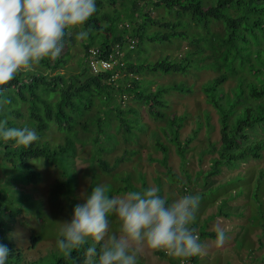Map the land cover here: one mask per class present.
<instances>
[{"label": "trees", "instance_id": "16d2710c", "mask_svg": "<svg viewBox=\"0 0 264 264\" xmlns=\"http://www.w3.org/2000/svg\"><path fill=\"white\" fill-rule=\"evenodd\" d=\"M70 1L77 3V20L82 22L91 40L83 43L85 53L81 70L65 75L58 68L64 63L61 47L70 39L72 11L65 6L58 16L54 17L53 13ZM88 1L0 0V264L115 263L120 255L117 250L111 246L105 251L101 241L76 231L60 235L54 250L24 261L9 240L8 217L26 210L43 218L41 201L35 199L31 192L15 186L17 183L27 185L39 181L40 173L34 166L36 160L53 162L61 169L65 178L60 180L57 188L58 193L66 197L72 195L75 187L73 155L76 142L85 144L91 141L93 151L90 161L95 160L104 171L111 170L107 160L101 156L113 150L117 142L115 134L105 129L110 123L108 113L116 112L120 120V124H116V131L122 124L124 132L130 130L132 124L127 123L124 112L132 113L130 120L137 121V110L134 107L121 109L111 95L112 91L131 93L136 101L148 103L149 111L155 117L164 116L163 112L155 109V105H161L160 96L166 89L147 90V86L140 83L137 76L141 71L184 73L190 67L217 71L215 77L201 84L204 98L216 110L220 125L219 144L210 142L209 148L205 150L217 153L211 158L209 175L218 174L221 165L232 168L247 158L262 156L264 138L251 137L248 129L254 133L256 126H261L264 130V0H142L136 12L131 8L123 16L132 24L129 27L125 26L126 22L118 26L122 19L118 11L114 16L100 14L101 0H91L89 11L84 10ZM137 1L130 0L132 7ZM148 3L154 8L162 7L165 13L175 18L160 21L152 17L148 9L140 13L141 8ZM135 13L141 14L140 22L135 19ZM182 15L188 19H181ZM103 18L107 19L106 25L100 23ZM212 22L217 23V30L211 29ZM149 25H158L160 28L146 33L145 28ZM188 26H200L204 32L195 30L189 35L188 41L193 49H186L183 57L164 56L154 62H132L129 59L132 50H129L124 57L123 70L137 74L136 77L124 75L110 80L113 70L93 74L86 71L85 58L89 47L97 46L104 53L112 47L113 42L124 44L130 37H138L137 42L141 39L166 42L179 37L187 38ZM37 44L43 46V50L35 54L39 67L23 69L17 65L16 62L23 61L22 49ZM230 77L235 82L225 90L222 83ZM173 86L167 89L180 88ZM93 107L94 112L88 114ZM182 121V116H169L167 127L162 129L175 144L178 155L184 159L185 149L198 127L181 141L179 128ZM137 126L140 128V124L137 123ZM51 127L59 132L54 142L43 137ZM124 138L127 139L126 136ZM156 145L163 154L161 162L165 163L167 148L160 141ZM123 151L124 155L133 152L126 148ZM123 158V155L116 157L114 166ZM263 174L264 169L256 177L252 192L260 209L258 192ZM122 180L124 185L118 187L117 192L128 191L138 193L140 198L149 197L153 205L170 220L157 237H151L159 255L170 258L171 255L159 245L174 243L171 252L174 258H170L174 263L179 264V259L188 255H192L196 261L197 252L191 250L189 236L185 239L184 227L189 232H198L199 238L221 234L206 230L204 224L196 227L191 218L194 196L188 186H183L187 198L176 209L167 198L162 197L159 187L155 195L152 194L143 177L141 187L132 185L128 175ZM184 205L188 210L183 211ZM180 221L184 226L177 229ZM185 245H189L186 253L183 252Z\"/></svg>", "mask_w": 264, "mask_h": 264}, {"label": "rangeland", "instance_id": "374dc122", "mask_svg": "<svg viewBox=\"0 0 264 264\" xmlns=\"http://www.w3.org/2000/svg\"><path fill=\"white\" fill-rule=\"evenodd\" d=\"M101 1L99 13L114 16L118 11L122 17L118 26H122L128 22L123 19L125 12H130L131 8L136 12L135 9L142 0H138L133 7L130 0ZM76 5L75 1H70L59 6L53 13L54 17L58 16L65 6L72 11L70 39L61 47L64 63L58 68L65 75L81 70L85 53L83 43L90 39L82 22L77 20ZM91 5L92 1L89 0L86 7H82L89 11ZM147 9L152 17L160 21L175 18L172 14L165 13L162 7L154 8L149 3L141 8L140 13ZM140 13L134 14L137 22L141 21ZM181 19L188 17L182 15ZM100 23L106 25L107 19L103 18ZM210 27L217 30L218 25L212 22ZM157 28L160 27L149 25L145 32L150 33ZM195 30L204 32L200 26H188L187 38L179 37L166 42L146 39L136 41L129 59L132 62L145 63L154 62L164 56L183 57L186 49H193L188 39ZM101 32L105 33L104 30ZM22 50L23 61L16 64L23 69L38 68L35 54L43 50V46L37 44ZM86 71L90 72L88 67ZM216 74L217 71L201 67H190L184 73L157 70L138 73L140 83L147 86V90L166 89L160 96L161 105H155V109L164 113L161 118L151 114L148 103L136 101L131 93L124 91L120 94L112 91L111 95L121 109L134 107L137 110V121L130 120L132 113L124 112L127 123L132 124L130 130L124 132L122 124L116 131L115 127L120 124V120L116 112L108 113L110 123L105 129L108 133H114L117 139L113 150L101 154L111 167L109 172L104 171L95 160L90 161L93 151L91 141L85 144L76 142L73 155L75 187L69 197L58 193L57 186L65 178L61 169L53 162L36 160L34 166L40 173L39 181L27 185L17 183L15 186L31 192L35 199L41 201L43 218H38L33 211L26 210L8 217L9 240L21 253L23 260H32L54 250L60 235L76 231L101 241L105 251L111 246L117 250L120 255L113 264H176L170 259L174 258V253H170L174 246L170 244L174 243L162 248L164 252L165 249L168 250L171 255L169 258L156 253L157 247L151 242V237H157L170 220L153 205L149 197L140 198L138 193L116 191L124 185L122 177L128 175L129 182L135 187H141L143 177L154 195L159 187L162 197L167 198L176 209L187 198L183 193V186H188L192 197L194 196L191 218L196 227L204 224L206 230L221 232L216 237H200L192 243V249L198 252L197 264H264V174L258 192L261 209L252 195L256 177L264 169V148L259 158H247L232 168L221 165L218 174L208 173L211 158L217 156V153L205 150L209 148L210 142L219 144L220 125L216 110L204 98L201 84ZM234 82L235 79L230 77L222 86L227 90ZM173 85L180 88L167 89L174 87ZM94 110L95 107L88 114ZM173 115L183 117L179 128L181 141L198 127L194 138L185 149L184 159L178 155L175 144L162 129L167 127V118ZM248 130L251 137L264 138L261 126H256L254 133ZM58 135L59 132L51 127L45 131L43 137L54 142ZM157 141L167 148L165 163L161 162L163 154L156 145ZM124 148L133 152L124 155ZM121 155L124 156L123 160L114 166L115 158ZM159 246L161 248L162 244Z\"/></svg>", "mask_w": 264, "mask_h": 264}, {"label": "built area", "instance_id": "2783aa9c", "mask_svg": "<svg viewBox=\"0 0 264 264\" xmlns=\"http://www.w3.org/2000/svg\"><path fill=\"white\" fill-rule=\"evenodd\" d=\"M134 42L135 40L133 38H129L126 41L125 43L126 46H123V44H120L118 42H114L112 43V47L106 49L104 53H102L100 51V48L97 46L89 47L87 50L88 54L85 58V61L90 73L93 74L102 71L113 70V72L110 74L109 77L110 80L118 79L120 76H124V75H128L129 77L135 76L131 71L123 70L125 64L123 59L125 50L133 48ZM184 210H188V207H186V205L183 206V211ZM182 226H184V223L180 221L179 225H177V229ZM182 230L185 233L184 236L185 239H187V236H189L188 240H190L189 241L190 243H193L194 241L199 239V233L196 232L195 230L193 232H189L186 227H184ZM188 249H189V245H185L183 252L186 253ZM165 252L168 253V250L166 251L165 249ZM179 263L196 264L192 255L181 257L179 259Z\"/></svg>", "mask_w": 264, "mask_h": 264}, {"label": "clouds", "instance_id": "9594fccd", "mask_svg": "<svg viewBox=\"0 0 264 264\" xmlns=\"http://www.w3.org/2000/svg\"><path fill=\"white\" fill-rule=\"evenodd\" d=\"M126 24H127V25H126ZM125 26H126V27H129V23L126 22V23H125ZM130 38H133V39L135 40V42H136V39H135L134 37H130ZM128 39H129V38H128ZM128 39H127V40H128ZM127 40H126V41H127ZM126 41L124 42L123 46H126V44H125ZM135 42H134V46H133V48L135 47ZM113 43H114V42H113ZM133 48L125 50V54H126L127 51L132 50ZM125 54H124V57H125ZM124 57H123V59H124ZM124 62H125V61H124ZM124 65H125V64H124ZM132 73H133V72H132ZM133 74H134V75H137V74H135V73H133ZM137 76H138V75H137ZM120 77H121V76H120ZM120 77H119V78H120ZM128 77H129V76H128ZM130 78H131V77H130ZM181 205H182V204H181ZM199 239H200V238H199ZM197 240H198V239H197ZM168 244H169V243H168ZM168 244H162L161 248H163V246H165V245H166V247H167ZM172 245L175 246V244H172ZM174 246H173V248H174ZM192 251H194V250L192 249ZM194 252H197V251H194ZM197 253H198V252H197ZM196 258H197V256H196ZM195 262H196V264H197V261H195Z\"/></svg>", "mask_w": 264, "mask_h": 264}, {"label": "bare ground", "instance_id": "6f19581e", "mask_svg": "<svg viewBox=\"0 0 264 264\" xmlns=\"http://www.w3.org/2000/svg\"><path fill=\"white\" fill-rule=\"evenodd\" d=\"M199 231V230H198Z\"/></svg>", "mask_w": 264, "mask_h": 264}]
</instances>
